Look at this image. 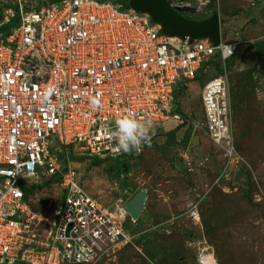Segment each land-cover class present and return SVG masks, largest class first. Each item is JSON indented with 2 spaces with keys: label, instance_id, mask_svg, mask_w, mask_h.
Segmentation results:
<instances>
[{
  "label": "built area",
  "instance_id": "1",
  "mask_svg": "<svg viewBox=\"0 0 264 264\" xmlns=\"http://www.w3.org/2000/svg\"><path fill=\"white\" fill-rule=\"evenodd\" d=\"M0 1V26L13 22L0 31V264H93L132 234L121 200L111 209L88 193L74 157L140 154L159 129L183 122L175 91L198 74L203 127L231 153L229 75L248 60L230 68L244 55L237 41L170 36L148 13L111 0ZM215 55L221 72L209 76ZM128 112L149 133L124 152L111 130ZM44 181L59 191L50 220L33 210L22 187ZM189 215L198 217L195 209Z\"/></svg>",
  "mask_w": 264,
  "mask_h": 264
},
{
  "label": "rangeland",
  "instance_id": "2",
  "mask_svg": "<svg viewBox=\"0 0 264 264\" xmlns=\"http://www.w3.org/2000/svg\"><path fill=\"white\" fill-rule=\"evenodd\" d=\"M111 1L124 9L129 4ZM172 1L186 5L183 13L193 20L217 13L222 39L244 50V70L229 75L233 151L214 143L203 127L197 78L177 98L183 122L159 129L126 165L124 157L100 165L83 160L77 170L84 189L111 209L120 200L125 207L140 189L147 193L138 219L126 214L130 241L93 264H264V69L255 45L264 41V0ZM58 194L46 184L31 194V207L50 220Z\"/></svg>",
  "mask_w": 264,
  "mask_h": 264
},
{
  "label": "water",
  "instance_id": "3",
  "mask_svg": "<svg viewBox=\"0 0 264 264\" xmlns=\"http://www.w3.org/2000/svg\"><path fill=\"white\" fill-rule=\"evenodd\" d=\"M129 8L148 13L151 20L161 25L170 36L209 38L214 44L220 41V21L217 13L202 20H193L175 10L168 0H129ZM239 170L236 178L241 176ZM146 190L140 189L125 203V210L132 220H137L145 207Z\"/></svg>",
  "mask_w": 264,
  "mask_h": 264
},
{
  "label": "clouds",
  "instance_id": "4",
  "mask_svg": "<svg viewBox=\"0 0 264 264\" xmlns=\"http://www.w3.org/2000/svg\"><path fill=\"white\" fill-rule=\"evenodd\" d=\"M114 125L111 130L113 139L117 141L119 150L124 152L138 149L148 138L149 124L137 119L133 112L121 115L114 121Z\"/></svg>",
  "mask_w": 264,
  "mask_h": 264
},
{
  "label": "trees",
  "instance_id": "5",
  "mask_svg": "<svg viewBox=\"0 0 264 264\" xmlns=\"http://www.w3.org/2000/svg\"><path fill=\"white\" fill-rule=\"evenodd\" d=\"M51 1H53V0H51ZM118 4H120L121 5V8L124 9L123 8L124 6H123V4H121V2H119ZM181 14L184 15L185 17H187L185 14H183V13H181ZM12 23L13 22H11L10 24H5V25L0 26V31H7L8 28L12 25ZM255 45H257L259 47V50H258V52H259V59L261 61V65H262L261 67L264 69V41L258 42ZM243 58H246V57L244 55L238 54L235 58L231 59L228 62L229 67L232 68L233 65L236 63V61L238 62L240 59H243ZM210 63H211V67L209 68V70L207 72V75H209V76L218 75L221 72V63H220V60L218 58V55L213 56L212 59H211V61H210ZM197 78L201 79V84H203V76L198 74L195 79H197ZM186 86L187 85H183V86H180V87L178 86V88L175 91L176 101H177V98L179 96L183 95V93L186 90ZM177 111H178V104H177ZM168 136L173 137L174 136V130H172L171 132H168ZM185 139L187 141L188 136H186ZM138 155L139 154H137V155H135L133 157H136ZM74 158L77 161L81 162V161L85 160L87 157H74ZM115 159H118V158H115ZM128 160H130V159L125 160V162H124L125 165L128 162ZM103 162H104V159L93 158L91 160V163L93 165H100ZM48 183H49L48 181H44L42 183L33 184L31 186L22 185V187H23V190H24L25 194L26 195H29V194H33L34 191H36V190L42 189Z\"/></svg>",
  "mask_w": 264,
  "mask_h": 264
}]
</instances>
